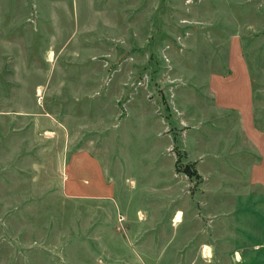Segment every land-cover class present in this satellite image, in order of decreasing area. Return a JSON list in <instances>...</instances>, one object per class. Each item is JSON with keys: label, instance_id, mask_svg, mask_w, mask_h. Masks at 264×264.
<instances>
[{"label": "rangeland", "instance_id": "1", "mask_svg": "<svg viewBox=\"0 0 264 264\" xmlns=\"http://www.w3.org/2000/svg\"><path fill=\"white\" fill-rule=\"evenodd\" d=\"M256 165L264 0H0V264H264Z\"/></svg>", "mask_w": 264, "mask_h": 264}, {"label": "crops", "instance_id": "2", "mask_svg": "<svg viewBox=\"0 0 264 264\" xmlns=\"http://www.w3.org/2000/svg\"><path fill=\"white\" fill-rule=\"evenodd\" d=\"M239 59V58H238ZM250 83H251V79L249 77V74L247 72V66L245 63H243L242 61H238V86L243 87V89L247 88L248 86L250 87ZM242 89V91H243ZM233 106L235 103H237L236 107H238V111L239 114L242 118V126L246 132V135L250 138V140H253L255 142V144L257 145V136L254 133L253 127H252V123H251V118L253 117V101L252 98L248 97L247 95H243L241 94L239 96L238 99L234 100L233 102ZM259 146V145H257ZM256 170L253 173V175L255 174V176L252 175V179L251 181H264V176L262 179H260V176L258 174V165H256ZM256 178V179H255ZM248 200V199H247ZM252 200H249L250 204L249 205H253L251 203ZM180 211L181 215L179 220H176V223L181 222L183 220V214H182V210H177V212ZM176 212V214H177ZM260 214V212H258L256 215ZM262 215H264L263 213H261ZM260 215V216H262ZM263 217V216H262ZM205 246L208 245L207 243L204 244Z\"/></svg>", "mask_w": 264, "mask_h": 264}, {"label": "trees", "instance_id": "3", "mask_svg": "<svg viewBox=\"0 0 264 264\" xmlns=\"http://www.w3.org/2000/svg\"><path fill=\"white\" fill-rule=\"evenodd\" d=\"M260 215H262V214H260ZM264 217V216H263Z\"/></svg>", "mask_w": 264, "mask_h": 264}, {"label": "bare ground", "instance_id": "4", "mask_svg": "<svg viewBox=\"0 0 264 264\" xmlns=\"http://www.w3.org/2000/svg\"><path fill=\"white\" fill-rule=\"evenodd\" d=\"M49 53H51V52H49Z\"/></svg>", "mask_w": 264, "mask_h": 264}]
</instances>
